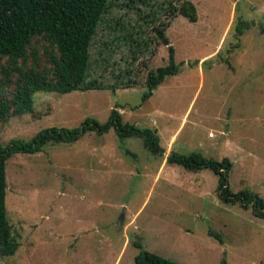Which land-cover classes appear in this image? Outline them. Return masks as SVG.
<instances>
[{"label":"rangeland","instance_id":"1","mask_svg":"<svg viewBox=\"0 0 264 264\" xmlns=\"http://www.w3.org/2000/svg\"><path fill=\"white\" fill-rule=\"evenodd\" d=\"M184 2L194 7V22L176 13ZM239 19L253 26L236 37ZM157 29L178 71L143 102L147 74L169 61ZM262 30L264 0H110L86 78L105 89L35 93L30 112L0 120V144L76 129L86 118L104 124L115 110L122 122L155 130L165 153L152 155L142 139L119 140L110 130L13 155L5 208L20 246L0 264H134L142 249L176 264H264V218L253 204L224 203L209 169L165 163L171 152L227 158L230 190L264 200ZM46 50L50 56L42 37L32 39L27 67L48 68ZM16 80H5L8 93Z\"/></svg>","mask_w":264,"mask_h":264},{"label":"trees","instance_id":"2","mask_svg":"<svg viewBox=\"0 0 264 264\" xmlns=\"http://www.w3.org/2000/svg\"><path fill=\"white\" fill-rule=\"evenodd\" d=\"M110 0H0V120L13 114L27 113L32 110L35 93L68 94L74 91L102 90L98 81L86 83L89 68V47L96 28L106 11ZM190 22L197 18L193 6L184 2L176 10ZM174 11V13H175ZM253 23L239 19L234 29L236 37L242 36ZM158 37L169 52V61L165 66L149 72L145 80L146 91L141 101H147L154 90L166 77L178 71L174 63V51L164 35V29H157ZM262 32H264L262 30ZM42 37L50 45V56L45 51L48 68L39 71L36 67H27L29 48L32 39ZM33 59L36 60L34 54ZM17 74L14 89L6 91L5 80ZM3 75V76H1ZM134 80L128 81L125 88H131ZM113 90L114 88L111 87ZM9 94V95H8ZM113 130L117 139L137 137L142 139L145 149L155 156H163L165 150L159 145L156 131L139 128L122 122L121 115L111 110L108 120L99 124L86 118L76 129L49 128L39 132L29 142L13 141L5 146L0 144V257L14 256L20 244L13 235L7 220L6 162L16 154L39 153L45 144H72L86 133L94 132L98 136ZM166 164L182 166L188 171L209 169L217 177L216 191L224 203L239 201L243 209L252 203L253 214L264 218V200L248 191L233 193L229 187V171L232 164L224 158L221 161L207 159L200 154L188 156L170 153ZM208 236L223 243L220 235L209 231ZM136 248H142L137 241ZM134 264H176L142 249L134 257Z\"/></svg>","mask_w":264,"mask_h":264}]
</instances>
